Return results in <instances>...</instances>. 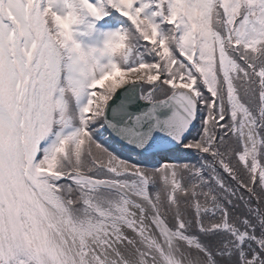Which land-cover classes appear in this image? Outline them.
I'll return each mask as SVG.
<instances>
[{
	"label": "snow or ice",
	"instance_id": "obj_1",
	"mask_svg": "<svg viewBox=\"0 0 264 264\" xmlns=\"http://www.w3.org/2000/svg\"><path fill=\"white\" fill-rule=\"evenodd\" d=\"M0 264H264V0H0Z\"/></svg>",
	"mask_w": 264,
	"mask_h": 264
},
{
	"label": "trees",
	"instance_id": "obj_2",
	"mask_svg": "<svg viewBox=\"0 0 264 264\" xmlns=\"http://www.w3.org/2000/svg\"><path fill=\"white\" fill-rule=\"evenodd\" d=\"M123 158H127L128 157V153H121Z\"/></svg>",
	"mask_w": 264,
	"mask_h": 264
}]
</instances>
